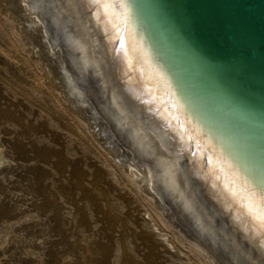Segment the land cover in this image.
I'll list each match as a JSON object with an SVG mask.
<instances>
[{
    "label": "rangeland",
    "instance_id": "rangeland-1",
    "mask_svg": "<svg viewBox=\"0 0 264 264\" xmlns=\"http://www.w3.org/2000/svg\"><path fill=\"white\" fill-rule=\"evenodd\" d=\"M17 11L0 0V150L9 162L0 164V264H219L167 199L153 201L128 177L132 150L103 131L107 120L68 103L59 63Z\"/></svg>",
    "mask_w": 264,
    "mask_h": 264
},
{
    "label": "bare ground",
    "instance_id": "bare-ground-1",
    "mask_svg": "<svg viewBox=\"0 0 264 264\" xmlns=\"http://www.w3.org/2000/svg\"><path fill=\"white\" fill-rule=\"evenodd\" d=\"M8 1L9 5L25 15L28 26L23 25L28 34L37 36L43 45L41 49H46L59 63L62 82L56 85L69 104L77 105V114L80 116L89 111L95 121L105 118L107 122L103 131L113 132L116 140L123 141L132 150L133 162H123L130 174L128 177L143 188L153 201L154 194L161 196V202L167 199L170 208L176 212L174 215L193 232L202 246L212 252V258L219 264H264V227L258 219L261 210H264V199L256 192H248L208 153L191 128L181 120L175 105L150 78L144 61L140 56H134L133 35L129 34L126 42L123 40L122 49H115L122 26L114 7L105 14V9L93 0ZM108 2L111 3V0ZM48 24L62 36V43L57 35L51 34ZM38 40L32 41L37 43ZM62 50L66 51L68 61L64 55H59ZM118 149L113 145L110 150L112 154L119 155ZM233 149L245 168L251 167L257 175L260 174L257 163L243 159V151L239 147ZM7 158L0 150V164H5ZM143 159L146 163L141 168L137 160L142 162ZM259 177L264 179L261 174ZM84 181H78L76 185L82 186ZM105 195L109 196L108 193ZM82 201L79 200V203ZM164 206L162 209L165 212ZM111 213L107 216L115 223L117 216ZM178 218L175 217L179 221ZM175 219L172 217V220Z\"/></svg>",
    "mask_w": 264,
    "mask_h": 264
},
{
    "label": "water",
    "instance_id": "water-1",
    "mask_svg": "<svg viewBox=\"0 0 264 264\" xmlns=\"http://www.w3.org/2000/svg\"><path fill=\"white\" fill-rule=\"evenodd\" d=\"M111 4L122 26L115 49L133 35L134 56L144 61L181 120L248 192L264 199V0ZM236 147L243 159L258 164L259 175L234 155Z\"/></svg>",
    "mask_w": 264,
    "mask_h": 264
},
{
    "label": "snow or ice",
    "instance_id": "snow-or-ice-1",
    "mask_svg": "<svg viewBox=\"0 0 264 264\" xmlns=\"http://www.w3.org/2000/svg\"><path fill=\"white\" fill-rule=\"evenodd\" d=\"M93 2L103 7L105 9V14H107L108 9L112 7V4L109 3L108 0H103V2H101V0H93ZM121 48H123V41H121ZM258 219L261 227H264V210H261Z\"/></svg>",
    "mask_w": 264,
    "mask_h": 264
}]
</instances>
